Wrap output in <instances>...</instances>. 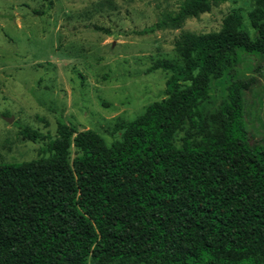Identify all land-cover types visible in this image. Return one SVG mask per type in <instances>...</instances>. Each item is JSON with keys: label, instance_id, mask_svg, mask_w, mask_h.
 I'll list each match as a JSON object with an SVG mask.
<instances>
[{"label": "trees", "instance_id": "16d2710c", "mask_svg": "<svg viewBox=\"0 0 264 264\" xmlns=\"http://www.w3.org/2000/svg\"><path fill=\"white\" fill-rule=\"evenodd\" d=\"M219 31L181 32V62L161 101L126 122L111 145L59 121L35 159L0 163V264H264V145L246 129L243 95L259 78L234 80L213 124L202 113L212 79L241 53L264 56V0ZM226 0H181L177 13L135 32L180 28ZM183 135L179 137V134ZM76 156L71 159V148Z\"/></svg>", "mask_w": 264, "mask_h": 264}, {"label": "rangeland", "instance_id": "374dc122", "mask_svg": "<svg viewBox=\"0 0 264 264\" xmlns=\"http://www.w3.org/2000/svg\"><path fill=\"white\" fill-rule=\"evenodd\" d=\"M180 7L181 0H0V163L38 156L41 143L24 138L23 126L39 130L46 142L59 121L77 132L94 130L107 145L120 139L126 122L166 98L171 72L148 70L159 60L181 62L174 48L181 32L219 31L226 15L237 11L250 37H257L249 16L254 0H226L180 28L135 33ZM251 76L259 82L243 95L245 125L264 145L263 55L241 53L221 79L211 80L201 109L213 124L228 86ZM76 154L72 147L71 159Z\"/></svg>", "mask_w": 264, "mask_h": 264}, {"label": "water", "instance_id": "95a60500", "mask_svg": "<svg viewBox=\"0 0 264 264\" xmlns=\"http://www.w3.org/2000/svg\"><path fill=\"white\" fill-rule=\"evenodd\" d=\"M8 122H12L13 118H5Z\"/></svg>", "mask_w": 264, "mask_h": 264}]
</instances>
